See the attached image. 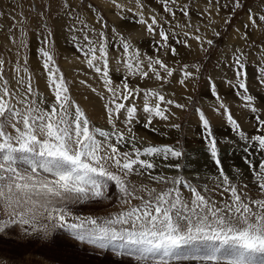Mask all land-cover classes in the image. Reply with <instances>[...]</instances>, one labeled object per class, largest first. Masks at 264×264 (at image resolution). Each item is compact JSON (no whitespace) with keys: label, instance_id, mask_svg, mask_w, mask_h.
Returning a JSON list of instances; mask_svg holds the SVG:
<instances>
[{"label":"snow or ice","instance_id":"1","mask_svg":"<svg viewBox=\"0 0 264 264\" xmlns=\"http://www.w3.org/2000/svg\"><path fill=\"white\" fill-rule=\"evenodd\" d=\"M160 2L173 18L177 7L183 16H189L187 4L181 5L178 0ZM111 3L121 13L133 11L125 9L118 0ZM215 3L219 4V0ZM135 4L141 9L140 13H133L138 16L137 22L154 33L160 27L156 17L152 16L149 22L143 18L141 0H135ZM229 4L233 14L245 7L242 0H229ZM57 6L73 21L68 30L74 34V40L83 41L80 51L84 62L104 85L106 96L95 88L91 90L104 101L103 110L111 127L105 130L95 125L72 98L69 84L55 62L52 32L43 37L39 54L53 99H46L33 87L27 68L19 64L13 69L15 87L10 86L4 74L5 61L0 59V202L8 217L0 224V233L9 225H19L25 235H42L47 239L57 230H63L78 244L91 246L93 254L110 252L121 259L130 258L136 264H264V162L253 166L250 159L246 161L247 175L252 176V168L256 169L255 194L248 184L234 183L235 178H230L222 166L210 121L205 112L197 108L195 112L205 133L208 153L219 173L218 182L213 188L207 185L200 188L182 177H169L163 172L153 175L159 166L154 158L179 159L183 152L168 145H137L140 137L134 128L141 121L135 100L143 93V127L151 131H157L152 127L154 119L168 121L174 115L169 106L183 110L187 105L166 99L159 91L130 87L128 75L148 79L151 73L155 80L166 82L175 69L159 57H148L145 70L139 50L112 28L114 38L121 44L122 62L128 73L122 78L121 86L113 87L109 72V36L105 31L108 25L104 17L95 21L100 25L97 30L81 19V13L69 0H57ZM83 8L89 12L98 10L97 5L91 3L83 4ZM36 11L40 16L45 14L40 8ZM254 12L264 13V10L250 9L244 29H248L249 24L258 28L257 20L264 22V14L257 17ZM196 32H199L198 27ZM215 34L219 36V32ZM184 35L198 41L201 51H206L205 44L213 45L212 39L201 35L189 32ZM159 36V49L170 48L173 56L178 55L177 49L168 44L169 34L163 28ZM241 38L249 39L247 31ZM177 43L189 47L186 40H177ZM20 44L25 46L23 39ZM257 51L264 60V46ZM246 55L239 48L233 51L227 67L237 83L231 80L228 83L242 90L239 95L245 107L257 114L254 119L259 134L246 135L218 94L216 84L213 82L209 87L219 102L215 111L223 110L232 131L244 143L245 152L255 147L264 153V119L258 114L259 108L246 84ZM24 63L27 64V60ZM188 69L187 64L180 69L181 85L198 78L199 65H193V71ZM80 83L86 82L81 80ZM258 83L264 84V64H260ZM129 101L132 103H126ZM162 104L165 106L161 107ZM172 127L179 128V125ZM21 164L26 165L23 170ZM165 167L178 169L179 165ZM41 172L46 175L42 176ZM133 177H147L153 186L137 182ZM110 188L114 189L120 206L115 214L97 217L72 211V205L110 200ZM217 191L222 197L219 201L209 195ZM133 201L139 203L133 205Z\"/></svg>","mask_w":264,"mask_h":264},{"label":"rangeland","instance_id":"2","mask_svg":"<svg viewBox=\"0 0 264 264\" xmlns=\"http://www.w3.org/2000/svg\"><path fill=\"white\" fill-rule=\"evenodd\" d=\"M69 2L81 13V19L97 30L100 29V25L95 21L100 16H103L107 22L108 28L105 31L109 36V72L110 77L116 84L121 86L122 78L128 73L122 62L124 57L121 44L118 39L114 38L115 34L111 31L112 28H115L118 33L126 37L139 50L140 58L143 59L146 65L148 57H159L169 67L175 69L173 76L169 77L166 82L155 80L151 73L148 79L128 75L130 87L138 86L144 90L159 91L165 95L166 99H172L177 103L187 105V108L183 110L169 106L176 110L175 117L171 116V119L161 123L154 120L152 127L157 131L145 129L143 127L145 117L138 116L141 123L135 125L134 131L149 145H168L183 152V156L179 159L170 158L164 161L154 158L159 166L155 169L153 175L163 172L169 177H182L200 188L205 185L213 188L218 182L217 166L208 153L207 141L201 125L197 124L195 129H190L188 127L189 120L196 113L195 109L198 108L204 111L202 103L205 97L213 103L217 102L212 94H205L203 89L212 72L218 66L219 61L226 59L223 57L226 48L230 49L231 53L239 48L247 54L245 57L247 66L246 84L249 88V94L253 96L255 106L259 108L258 114L261 119H264V84L256 82L255 77H252L253 79L249 81L250 67L261 62L260 53L257 50L264 46V22L257 20L258 28H253L251 24H249L248 29L243 27L245 23H248V11L250 9L264 10V3H261V0H242L245 7L236 10L233 14L229 0H219V4L215 3V0H212V3H209L208 0H178L181 5L187 4L189 16H183L177 7L174 8L176 17L173 18L164 11L160 0H141L143 18L148 19L150 22V18L155 16L160 24V27L156 28L154 33H149L145 25L137 22L138 16L133 14L141 12V9L136 6L135 0H118L119 3L125 6V9L131 8L133 10L131 12L125 10L122 13L119 9L113 7L111 0H69ZM86 3L97 5L98 10L89 12L83 8V4ZM226 4L229 6L224 7ZM37 8L44 11V16L37 13ZM260 14L264 13L254 12L257 17ZM225 20H230L231 23L225 24ZM72 23L73 21L65 15L64 10L58 8L57 0H0V59L5 61V77L9 79L10 86L15 87L16 73L13 69L18 64L22 68L26 67L27 74L32 77L33 87L38 89L46 99H53L47 87V74L42 67V58L39 54V49L43 46L41 43L43 37L48 32H52L55 62L63 73L65 81L69 84L72 98L85 110L95 125L111 127L107 124L106 117L101 120L98 119V122L96 120V115L103 108L104 103L100 96L97 95L91 101H87L84 96L79 95L81 90L92 92V88L105 96L107 93L105 94L104 85L99 76L93 70L87 68L83 53L80 51L83 41L74 40V34L68 30ZM128 25L130 26L127 29L126 26ZM197 27L199 28L198 33L196 32ZM236 27L240 29V32H237L238 37L247 31L249 39L240 42V44L238 43L239 47L237 45H226L230 41L231 32ZM160 28H163L169 34L168 44L170 47L177 49L178 55L173 56L170 48L159 49V42H161ZM213 28L215 32H219V36L214 31L211 32ZM185 32L212 39L213 45L208 46L205 44L206 51H201L199 42L186 37ZM21 39H23L24 47H21ZM13 40L16 43H13ZM177 40H186L189 47L177 43ZM70 41L73 46L71 44L69 46ZM252 58H257V60H252ZM25 60H27V64L24 63ZM262 62L264 63V60ZM185 64L189 65V71H193V65H199L200 72L197 74L198 78L189 79L185 85H181L179 74L181 73L180 69ZM145 70H147V67H145ZM161 74L163 75V72ZM81 80L86 83L81 84ZM232 83L237 82L234 80ZM75 85H78V87L74 88ZM220 86H217V92L223 102L227 100L228 95L235 101V111H231V114L240 123L245 134L248 136L259 134L257 121L254 119L257 114L252 113L245 107V102L239 95L242 90L232 86L228 89L224 88L225 85ZM138 99L143 102V93ZM164 106L161 105V107ZM243 115L246 116L243 118ZM207 118L210 121L213 136L218 142L220 159L225 173L230 178H235L234 183L248 184L253 194H255L254 185L256 180L254 174L256 169L255 167L252 168V176L247 175L249 168L246 161L250 159L253 166L258 162H264V153L256 150L255 147H249V151L245 152L244 143L240 141L236 132L232 131L227 119H219L213 122L208 115ZM174 124L179 125V128H173L172 125ZM168 164H178L179 168L165 167ZM25 167L24 164L20 165L21 170ZM41 175L46 174L41 172ZM133 179L153 186L147 177H133ZM109 195L112 198L101 203L92 202L72 205V211L78 215L97 217L115 214L120 210V206L117 203V196L114 194L113 188H110ZM185 195H187V192H185ZM209 195L218 201L222 199L218 191L211 192ZM132 203L135 205L139 202L133 201ZM7 218L2 202H0V224L6 221ZM0 264H136V262L130 258L121 259L110 252L104 254L96 252V254H93L91 246L86 247L83 244H78L63 230H57L45 239L42 235H25L19 225H9L5 232L0 233Z\"/></svg>","mask_w":264,"mask_h":264},{"label":"bare ground","instance_id":"3","mask_svg":"<svg viewBox=\"0 0 264 264\" xmlns=\"http://www.w3.org/2000/svg\"><path fill=\"white\" fill-rule=\"evenodd\" d=\"M238 36H239L238 33L236 31H233L231 33V36H230V41H228L226 43V45H230V46L237 45V47H239L240 45L238 46V43L240 44V42L241 43L244 42V39H242L241 36L240 37H238ZM70 44L73 46V43L71 41L69 43V46H70ZM232 54L233 53L230 52V49L226 48V51H224V56H223L226 59L225 60L221 59L219 61L218 66L216 67V69L211 74V77H210L211 79H209L204 85L203 91L205 92V94L211 95V90H210L209 85L211 83H213V82L218 87L220 85H225L224 88H227V89L230 88L231 85L228 83V81L229 80H231V81L235 80L232 70L229 67H227V64L229 62V59L232 57ZM257 58H252V60H257ZM260 64H264L262 62V60H261ZM260 64L250 67V69H249V81H251V79H253L252 77H255L257 79L256 82H259V80H260ZM146 66L147 65L145 64V67ZM180 76H182V73L179 74V77ZM218 84H220V85H218ZM117 86H120V85L116 84L115 82H113V87H117ZM77 87H78V85H75L74 88H77ZM230 93H232V92H230ZM105 94H106V92H105ZM205 94H203V95L205 96ZM79 95L80 96H84L87 101H91V99H93V98H95L97 96L94 92H91L90 90H86V91L81 90L79 92ZM129 102L132 103V101H129ZM234 102L235 101L232 100V98L228 95L227 100L224 102V104L226 105V107L230 111H235ZM126 103H128V102H126ZM135 104H136L137 109H138L137 116L145 117V114L142 112L143 102L137 98L135 100ZM202 105L204 106V112H205L206 117L208 115L213 120V122L216 121V120H219V119L220 120L227 119L226 115L223 114V110L222 109L220 110V112H216L215 111V109L219 107V102L218 101L213 103L211 100H207L206 97H205L203 99ZM170 111H171V113L176 114V110L174 108L170 107ZM244 116H246V115H243V118H244ZM104 117H106V115H105V112H104L103 108H101L99 113L96 115L97 122H98V119L101 120ZM172 117L174 118L175 115H172ZM121 118H123V113L121 114ZM154 120L157 123L164 122V121H160L159 119H154ZM197 124H200V122L198 120L197 113H194L190 117L188 127L190 129H195ZM118 126H119V123H118ZM100 127L104 128L105 130H110L109 126H106V127L105 126H100ZM137 145L141 146V147H146L149 144H147L145 140L140 138V140L137 141ZM189 160H191V159H189Z\"/></svg>","mask_w":264,"mask_h":264},{"label":"crops","instance_id":"4","mask_svg":"<svg viewBox=\"0 0 264 264\" xmlns=\"http://www.w3.org/2000/svg\"><path fill=\"white\" fill-rule=\"evenodd\" d=\"M131 24H132V23H131ZM131 24H130V25H131ZM130 25L126 26V28L128 29ZM236 30H237V27L233 29V31H236ZM233 31H232V32H233ZM211 32L213 33V29H212ZM232 32H231V33H232ZM236 32H237V31H236Z\"/></svg>","mask_w":264,"mask_h":264}]
</instances>
